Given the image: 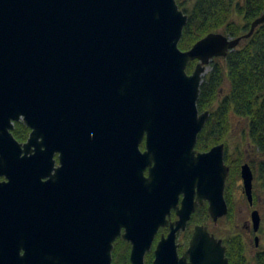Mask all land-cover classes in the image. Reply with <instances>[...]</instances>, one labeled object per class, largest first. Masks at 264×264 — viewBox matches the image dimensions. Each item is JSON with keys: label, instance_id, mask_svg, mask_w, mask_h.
Returning <instances> with one entry per match:
<instances>
[{"label": "water", "instance_id": "water-1", "mask_svg": "<svg viewBox=\"0 0 264 264\" xmlns=\"http://www.w3.org/2000/svg\"><path fill=\"white\" fill-rule=\"evenodd\" d=\"M187 21L177 0H0V264H112L123 227L131 263L146 264L172 208L152 264H231L207 226L182 254L177 233L205 200L215 221L229 213L225 144L196 148L210 116L197 101L206 66L264 13L243 36L183 50ZM241 175L252 204L249 163Z\"/></svg>", "mask_w": 264, "mask_h": 264}, {"label": "trees", "instance_id": "trees-1", "mask_svg": "<svg viewBox=\"0 0 264 264\" xmlns=\"http://www.w3.org/2000/svg\"><path fill=\"white\" fill-rule=\"evenodd\" d=\"M177 3L188 15L179 43L183 50L191 48L211 32L243 36L249 32L252 22L264 13V0H177ZM235 15L239 19L236 20ZM196 63L197 60H192L188 64L189 73L193 72ZM211 65V71L204 76L200 85L197 101L199 111L208 110L210 116L198 135L196 148L206 151L222 142L227 147V136L232 126L231 114L246 118L248 135L257 154L251 165L257 184L264 190V23L226 57H215ZM12 132L19 141H25L30 129L22 121H17ZM243 158L241 150L229 154L226 148L225 161L230 172L225 196L229 202L236 180L240 177ZM226 244V254L231 264H248L244 256V243L239 236L231 235ZM118 252H113V264H131L129 251L124 252L121 262L119 259L117 261ZM153 257V254L148 255L146 264H152Z\"/></svg>", "mask_w": 264, "mask_h": 264}, {"label": "flooded vegetation", "instance_id": "flooded-vegetation-1", "mask_svg": "<svg viewBox=\"0 0 264 264\" xmlns=\"http://www.w3.org/2000/svg\"><path fill=\"white\" fill-rule=\"evenodd\" d=\"M15 126V125H14ZM30 129V128H29ZM31 131V129H30ZM30 133V132H29ZM29 136V135H28ZM26 141V140H25ZM24 142V141H21ZM253 144V143H252ZM251 144V145H252ZM140 150L141 151H145L146 150V138L144 137V139L141 141L140 145ZM251 150H247L246 152H244V158L242 160V162L240 163V177L238 180H236V184L234 185V191L232 194V200H230V202L227 200L228 205H229V213H227L224 216L219 217L216 221L213 219V217L211 216L210 212H209V203L207 200L203 201V203H200L198 205V207L196 208V210L193 212L190 220L187 222V226L186 229L184 230H180L177 233V243L179 245V252L180 254H182L187 247L189 246V242L191 240V237L193 235V232L195 230V227L197 225H205L208 227L209 231L215 235L216 238L221 239L223 241V244L226 246V250L228 248L227 244H226V240L231 237V235L225 237L222 236L220 233L224 232V226L221 225V223L223 222L224 217L231 215V213L234 211L236 213L237 208H238V200L236 197V193H239V196H242L244 198H246V200L248 201V208L246 210L243 211V214L245 216V220H244V224H243V228L245 230V233H237V234H233L236 236H239L240 239L243 241L244 243V256L246 257V261L248 264H264V249H262V244L261 242L264 241V216H263V212L261 209V206L259 205L262 201H263V196L257 192V188L256 184L253 181V203L251 204L246 192H245V188H244V182H243V178L241 175V167L244 163H249L251 168H252V160L257 157V154L255 152V148L253 147V145L251 146ZM226 144H225V149H226ZM60 152L55 153L54 155V160H55V166H61V161H60ZM253 170V168H252ZM254 172V170H253ZM146 176H148L149 174V167L145 170L144 173ZM254 178H255V173H254ZM256 179V178H255ZM238 190V191H237ZM183 194L180 195V199H179V206H181V201L183 198ZM226 197V196H225ZM258 210L259 214L261 216V222H260V227L258 230H255L254 227V223L252 220V213L253 211ZM203 222H201V220H203ZM179 219V216L177 214V211L175 208L171 209V213L167 215V220H168V225L166 226H161L158 229V232L153 240V244H152V248L151 250L147 253L146 255V259L147 256L150 254H153L154 256V250L157 246L158 241L160 240L162 235H167L169 233V231L171 230V223L175 222ZM212 223V226H210L209 224ZM214 228V229H213ZM216 229V230H215ZM125 232V228L123 227L121 229V234L115 239L114 241V248H113V252L114 250H118L119 252L117 253V261L119 259V261L121 262L120 259H122L124 256V252L126 253L127 251H129V261H130V252H131V248H132V243L128 240H125L123 238V234ZM254 244V249H252V251L249 253L248 247L250 245ZM227 255V254H226ZM114 259V258H113ZM154 259V257H153ZM114 260H112L113 263ZM153 261V260H152ZM131 263V261H130ZM132 264V263H131Z\"/></svg>", "mask_w": 264, "mask_h": 264}, {"label": "rangeland", "instance_id": "rangeland-1", "mask_svg": "<svg viewBox=\"0 0 264 264\" xmlns=\"http://www.w3.org/2000/svg\"><path fill=\"white\" fill-rule=\"evenodd\" d=\"M234 18L236 20L239 19L236 15L234 16ZM211 64H212V61L210 64L206 66V70L203 75V78L209 71H211L212 69ZM227 87H228V84H227ZM230 119H231L232 126L227 136L228 153L234 154L236 151H240V150L244 153L248 149L251 150L252 148L251 146L253 144L248 135V120L246 118L237 116L235 114H231ZM234 157L235 156L231 158H234ZM255 178H254V183L256 184V187H258L256 190L258 193H260L263 196V201L259 205L261 206L263 216H264V190L262 189V187H259V185L257 184V179ZM236 194H237L236 197H237L238 204H239L236 213L233 211L231 215L224 217L223 222L221 223V225L224 226V232L220 234L225 237L229 235L237 234V233H243V234L245 233L243 224L246 218L243 214V211L248 208V201L246 200V198L239 196V193H236ZM209 225L212 226V223ZM261 244H262V249H264V241L261 242ZM252 249H254V244L248 247L249 253L252 251Z\"/></svg>", "mask_w": 264, "mask_h": 264}]
</instances>
